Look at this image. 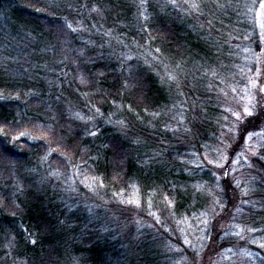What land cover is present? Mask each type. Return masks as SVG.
Listing matches in <instances>:
<instances>
[{
  "label": "trees",
  "instance_id": "16d2710c",
  "mask_svg": "<svg viewBox=\"0 0 264 264\" xmlns=\"http://www.w3.org/2000/svg\"><path fill=\"white\" fill-rule=\"evenodd\" d=\"M140 4L141 0H0V97H5L0 99V127L8 133L0 134V264H157L142 254L153 238L122 241L120 234L104 229L108 225L102 224L103 216L100 221L94 218L107 207L101 195L117 197L137 184L147 190L133 173L138 160L134 143L120 136L123 155L117 156L111 143L119 133L103 120L115 113L130 124L144 126L154 121L149 113L162 111L165 103L161 83L165 65L176 67L178 58L190 48L188 18L170 0H147V22L141 16L144 9ZM37 8L45 12L35 11ZM68 23L81 30L72 33ZM144 47L159 55L156 60H162L164 67L159 62L145 64L142 55L149 53ZM80 51L82 57L77 54ZM122 55L133 60L121 66L118 58ZM129 67L146 83L143 91L138 86L120 87ZM80 73L93 77L94 87L80 86ZM113 101L131 105V110L125 107L120 113ZM89 105L104 114L95 124L100 126L98 137L87 136L85 128L90 124L79 120V115L73 116L77 107ZM53 115L63 143L70 146L59 151L70 157L73 165L88 168L102 181L98 196H87L98 204L93 212L85 209L86 204L77 206V196L68 199L53 179L50 166L66 169L69 165L64 156L53 152L42 161L46 154L43 142L13 138V129L38 135L32 124L52 123ZM166 157L170 163L174 161L170 151ZM252 159L258 179L248 195H253L259 209L257 220L264 225V177L258 171L261 165ZM172 176L175 181L166 183L163 190L173 197L179 211L197 212L208 205L209 195L206 205L200 200L189 205L186 192L177 186L180 174ZM203 177H195L196 182ZM210 182L214 183L212 178ZM148 188L153 190V185ZM154 241L166 246L163 239ZM232 244V240H224L219 251Z\"/></svg>",
  "mask_w": 264,
  "mask_h": 264
},
{
  "label": "rangeland",
  "instance_id": "374dc122",
  "mask_svg": "<svg viewBox=\"0 0 264 264\" xmlns=\"http://www.w3.org/2000/svg\"><path fill=\"white\" fill-rule=\"evenodd\" d=\"M191 2L193 0H176L177 10L183 17L188 18L190 30L187 40L190 43L189 51L177 60V64H180L182 69L180 89L177 90L174 85L163 83L161 80L165 103L159 117L150 118L154 121L148 122L150 123L148 125L146 122L144 126H140L138 123H128V132L125 137H129L134 143L132 146H135L133 149L136 151L135 156L138 157L133 167V173L147 190L144 192L142 187L137 184L133 187L130 185L128 190L124 189L121 192L122 195L118 193L117 197L106 198L101 195L100 198H103L107 203V207H103L102 211H98V215L95 214L94 216L99 221L102 219V224L108 225L104 229L110 228L112 232L115 231L116 235L120 234L122 241L133 237L138 242H142L147 237L153 238L149 244L147 243L142 254L157 264L166 260H169L166 264H193V248L184 244L183 238L184 235H187L193 245L199 247L196 240V236L200 235L197 231L198 221L193 214L199 216L200 212L211 204L212 197L206 205L209 195L207 190L216 192L212 173L217 172L215 167L207 165L206 162L205 167L200 170H196L194 165L203 159L205 152L208 153V159L216 158L212 148L202 147V145L215 147L219 144L215 137H219L224 130L225 122L222 117L226 115L224 109L230 106L229 103L222 101L230 100L233 95L237 97L243 95L247 78L255 77L256 68L261 70L260 78L264 79V41L258 39L260 17L256 16L254 20L253 14L249 13L248 8L245 7V5L250 7L254 0H198L201 3L200 12L189 14L187 6ZM218 4H230L231 7L220 8L217 6ZM246 36L249 39L246 40ZM245 49H250V51H245ZM143 50L149 53V55H142L145 64L153 65V63L159 62L164 67L163 61H157V56L152 54L149 48L144 47ZM173 69L175 66L166 68L165 65V72H163L162 77L166 76L167 70ZM210 69L215 70L219 74L218 77H213ZM248 69H252V71L249 72ZM177 71L180 70L177 69ZM229 86L236 87L237 93H231ZM220 88L229 93L228 98L222 96L218 90ZM179 91H183L184 96L188 97L189 100L188 103L184 104V111L188 117L185 126L192 129L188 133H185L183 128L175 133L165 131L166 124L172 128L176 127L172 118L177 117L178 112L181 111L179 105L182 102V97L179 95ZM192 101H195L196 105L201 108L200 115L195 121V127H193L192 122L193 114L187 111L192 107ZM91 106L82 107L83 109L77 107V112H73V116L83 117L82 121L84 123L87 121L90 124L89 128H93L91 126L95 125L101 117L94 114ZM151 113L149 116H152ZM89 116H94V120L89 121ZM109 116L113 120L127 121L123 116ZM129 121L133 122L132 119ZM103 122L106 123V119ZM107 125L112 126L108 123ZM112 128L114 129V126ZM115 132H117L116 129ZM171 135L175 136L174 140L170 138ZM136 140L140 142L135 143ZM195 141L199 144L195 145ZM252 143L254 144L256 141L254 140ZM169 151L174 156V161L171 162L173 164L165 159ZM193 153L200 155L197 157ZM228 155L231 158V152ZM153 157L155 158L152 159ZM252 158L249 155L253 165L251 169L241 160L240 171L237 173V178L242 181L241 186L235 190L229 189V196L232 198L228 204L229 207L225 210L224 218H218V228H214L212 231V248L217 249L227 239L232 240L233 244L225 249L231 248L232 252H225L223 249L220 251V255H217L216 251L205 249L200 252V256L203 258L202 264H207L209 260L212 264H264V249L259 247V244L264 242V225L257 220L259 209L255 207L253 195H244V189L252 190V183L258 179V176L253 172L256 165ZM52 168L55 167L50 166L51 175L53 172L59 173L58 177L54 176L53 179L55 182H59L58 185L66 191L68 199L77 196L78 199L75 204L77 206L86 204L85 209L88 211H91L93 207H98L96 201H90L87 198L90 193L95 196L99 194L98 184L91 181L92 177H96L93 172L82 165L73 167L72 163H69L66 169ZM78 173L83 175H78ZM172 174H180L181 178L177 181V186L184 191V194L186 192L189 205L200 200L203 205H206L202 210L197 212L194 210L179 211L176 208L175 200L174 208L167 204L165 197L172 200L173 197L169 196L163 187L171 180L175 181ZM85 176L89 178L85 183H92L95 191L85 187V183L81 182L84 181ZM49 177L47 176V178ZM195 177H203L204 179L197 180V183ZM211 178L214 183L210 182ZM221 183L223 184L224 181ZM201 184L205 185L203 192L197 191L195 187ZM151 185H153V190L148 188ZM211 185L212 189H209ZM216 194L219 196L218 192ZM65 199H67L66 195ZM122 199H139L140 204L137 206L134 203H121ZM245 200L248 202L243 203ZM149 201H151V207H149ZM237 208L240 211H237ZM100 216L103 217L100 219ZM157 216L159 217L158 220ZM185 216L188 218V223H180L179 221H182ZM236 225L245 229L242 234L243 238L233 234L237 230ZM181 229L184 230L183 233H181ZM248 229H256V231L252 232ZM224 231H229V235L223 239H217V236H222ZM154 239H163L166 246L160 242L155 243ZM253 240H256L257 243H252Z\"/></svg>",
  "mask_w": 264,
  "mask_h": 264
},
{
  "label": "snow or ice",
  "instance_id": "6c2138e0",
  "mask_svg": "<svg viewBox=\"0 0 264 264\" xmlns=\"http://www.w3.org/2000/svg\"><path fill=\"white\" fill-rule=\"evenodd\" d=\"M146 2L147 0H141V4L139 6L140 8L144 9V11L141 12V16L145 22L149 21L150 19V16L144 14V12L147 11ZM170 2L173 7H178V5L176 4V0H170ZM51 6L53 8L56 7L54 3ZM217 6L220 8L231 7L230 4H218ZM187 7L189 14L199 13L201 3L198 2V0H193V2L188 4ZM245 7L248 8L249 13L253 14L254 20L256 16L260 17V31L258 33V39L264 41V0H254L250 7L247 5H245ZM35 11L44 13L45 9L37 8L35 9ZM94 11H99V9H94ZM209 26L211 27L210 21ZM67 28L70 29L72 33H76L81 30L79 28H73L70 23L67 24ZM245 39L247 40L249 39V37L246 36ZM245 51H250V49H245ZM155 52L157 54H161V50L159 48H156ZM77 54L81 57L84 55L83 51H80ZM100 54L103 55L102 52ZM156 58L159 59V55ZM118 59L121 60V66H123V64H126L128 61L133 60V57L122 55ZM61 63H63V61H61ZM177 69H179L180 71H177ZM210 71L213 77H218L219 74L215 70L210 69ZM248 71L251 72L252 69H248ZM181 72V65L176 64L175 69L166 71V76L161 78L162 82L167 83L169 85H174L176 89L179 90L181 87ZM241 72H243V69H241ZM133 73L134 69L129 67L128 77L124 81L120 82V87L127 90L133 86H138L140 90L143 91L147 87L146 83L141 78L135 76ZM100 75L102 76L103 73H101ZM260 77L261 70L259 68H256L255 77L250 76L247 78V82L245 83V86L243 88V95H239L238 97L236 95H233L230 100L225 99L224 101H222L223 103H229L230 106L224 109V112L226 113V115L222 117V120L225 122L223 125L224 130L220 133L219 137H215L216 139H218L219 144L215 147L211 145H202V147L212 148V152L216 158L208 159V153L205 152L203 154V159H201L199 163H196L194 165V168L196 170H200L205 167L206 162L207 165L213 166L217 169V172L212 173V175L215 180L214 187L216 189V192L219 193V196H217L216 192L209 191L208 194L212 197L211 204L208 205L204 211L200 212L199 216H195V214H193L194 218L198 221L197 231L200 233V235L196 236V240L199 247L197 248L196 245H193V242L187 238V235H184L183 243L193 248V264H202L203 258L200 256V252L205 249H208V251H216L217 255H220L219 248H212V231L214 228H218V218H224L225 210L228 208L229 202H231L232 198L229 196V189L235 190L240 188L241 186L242 181L237 178V173L240 171L239 166L241 165V160H243L247 164V167L251 169L253 168V165L251 160L249 159V155L255 158L261 165V168L259 169L260 175L264 177V79H261ZM77 79L78 84L80 86H84L87 88L94 87L93 77L89 76L86 73H80ZM221 83H223V80H221ZM229 87L231 93H237L236 87ZM218 90L223 97H229V93L224 91V89L220 88ZM179 95L182 97V102L179 105L181 111L178 112L177 117L172 118L176 124V127L172 128L166 124L165 131H171L175 133L179 131L180 128H183L184 132L188 133L191 132L192 129L185 126L186 121H188V117L186 116L184 111V104L188 103L189 100L188 97L184 96L183 91H179ZM2 98L5 97H0V99ZM15 98L18 99L19 97L17 96ZM85 98L87 97L85 96ZM191 103L192 107L187 109V111H190L193 114L192 122L193 127H195V121L200 115L201 108L196 105L195 101H192ZM113 104L118 110L124 109L125 107H127L128 110H131V105L125 106L115 104V101H113ZM91 110H94V114L96 116L104 115L100 111V108L95 107V105L91 106ZM145 112H147V109H145ZM160 114L161 113L159 111H154L150 115H152L153 117H159ZM112 115L114 116L115 113H113ZM229 117H231V119H229ZM94 118V116H89V121L94 120ZM51 119L52 123L45 122L43 124H32V129L39 133L38 135H33L32 131H29L27 129L23 131L13 129V132L15 133L13 138L15 140L26 138L31 139L32 141L43 142L46 154L41 157L42 161L46 162L48 156H50L53 152H59L61 156H64L65 159L68 160V163H72L70 157L66 156L64 152L59 151L61 147L67 149L70 146L63 143V139L60 136V132L56 127L57 122L55 115H53ZM78 119L83 120V117H78ZM106 122L109 125L114 126L117 132L119 133V136H117L111 143V150H113L117 156L123 155L122 145L120 144L119 137L127 135L128 122L122 119L113 120L111 116L106 118ZM85 123H87V121H85ZM93 128H95V130H93ZM93 128H88L86 130L87 136L98 137L100 135L99 128L95 125H93ZM0 134L8 135V133L5 132L3 127H0ZM254 140L256 141V143L253 144L252 142ZM134 142L139 143L140 141L136 140ZM52 143H55L57 147H50ZM4 151L7 153L8 149L5 148ZM229 152H231L232 154L231 158L228 155ZM193 155L199 157L200 154L193 153ZM154 158L155 157H153L152 159ZM73 167H75V165H73ZM52 175L58 177L59 173L53 172ZM78 175L83 174L78 173ZM88 180L89 178L85 176L84 181L81 182L85 183V181ZM91 181L92 183L98 184L99 187H103L102 181H100L98 177H92ZM221 181H224V183L222 184ZM92 183H85V187L95 191L96 189L92 187ZM195 187L197 188V191L200 192H203L205 189V185L203 184L196 185ZM249 191L250 189L245 188L244 195L247 196ZM119 195H122V193ZM225 197H227V199H224ZM165 199L167 201V204L171 208L175 207L174 200L169 199L168 197H165ZM247 202V200L243 201V203ZM121 203H134L139 206L140 200L122 199ZM149 207H151V201H149ZM0 208H2V205H0ZM236 210L240 211L239 208H237ZM12 215H15V213H12ZM156 218L157 220L159 219L158 216ZM179 222L188 223V218L185 216L184 219ZM189 227H191V224H189ZM235 227L237 230L233 234L237 237L243 238L242 234L245 229L240 225H236ZM248 230L252 232L256 231V229ZM183 232L184 230L181 229V233ZM228 235L229 231H224L222 236H217V239H223ZM30 242L32 244H36L35 240H31ZM252 243H257V241L253 240ZM259 247L261 249H264V242L260 243ZM224 251L232 252V249L228 248L224 249ZM205 255H207V253H205ZM249 255L251 254L249 253ZM207 264H212L211 260H209Z\"/></svg>",
  "mask_w": 264,
  "mask_h": 264
}]
</instances>
